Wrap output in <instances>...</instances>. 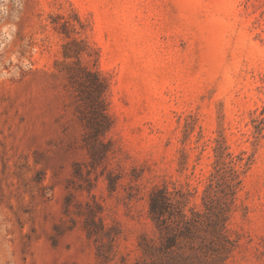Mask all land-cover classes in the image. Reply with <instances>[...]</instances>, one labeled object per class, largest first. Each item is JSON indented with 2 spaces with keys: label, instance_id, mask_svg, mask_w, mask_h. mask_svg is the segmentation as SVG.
I'll list each match as a JSON object with an SVG mask.
<instances>
[{
  "label": "rangeland",
  "instance_id": "1",
  "mask_svg": "<svg viewBox=\"0 0 264 264\" xmlns=\"http://www.w3.org/2000/svg\"><path fill=\"white\" fill-rule=\"evenodd\" d=\"M0 264H264V0H0Z\"/></svg>",
  "mask_w": 264,
  "mask_h": 264
},
{
  "label": "trees",
  "instance_id": "2",
  "mask_svg": "<svg viewBox=\"0 0 264 264\" xmlns=\"http://www.w3.org/2000/svg\"><path fill=\"white\" fill-rule=\"evenodd\" d=\"M87 75H92L87 73ZM95 77L93 86V92H84V109L81 112L82 119L85 121L86 127V142L93 145L95 142H100V137L103 136L111 127V121L106 112L105 103L103 100V94L107 89V83L104 78L99 75H94ZM86 80V83H89ZM91 84V83H90ZM88 86H87V88ZM168 205L167 198L162 192H156L150 198L149 202V212L155 222L156 227L161 230L162 228V218L166 212V207Z\"/></svg>",
  "mask_w": 264,
  "mask_h": 264
}]
</instances>
